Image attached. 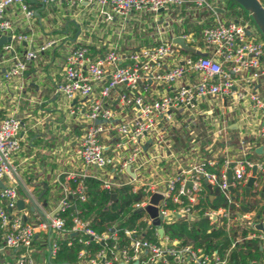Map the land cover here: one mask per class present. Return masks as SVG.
<instances>
[{"label":"built area","instance_id":"1","mask_svg":"<svg viewBox=\"0 0 264 264\" xmlns=\"http://www.w3.org/2000/svg\"><path fill=\"white\" fill-rule=\"evenodd\" d=\"M38 1L93 5L104 22L119 18L120 28L131 13L150 14L154 16L150 28L153 41L123 47L119 43L99 46L78 39L66 51L54 92L61 97L66 118L80 130L65 144L80 164L57 174L60 198L52 208L43 205L12 160L22 148L26 125L16 111L0 118V254L13 251L14 264H36L32 256L35 240L46 246L51 259L60 241L66 240L69 245L71 237L76 236L84 245L90 241L105 245L109 240L113 242L110 249L104 247L89 259L90 264H230V253L246 238H256L264 247V211L256 215L254 209L239 210L254 166L249 197L252 202L264 204V155L247 158V154L255 153V141L264 139V96L254 88L264 76V42L247 34V24L221 20L217 15L213 23L202 28L199 37L176 28L182 18L174 16L175 11L190 5L214 10L207 0ZM11 6H16L27 21L35 16L29 0H0V35L10 37L0 46V64L3 54L14 51V44L31 41L28 34L15 32L6 15ZM160 12L163 17L158 21ZM175 38L183 39L194 51L183 49L173 41ZM198 41L202 52L195 46ZM53 42L48 40L29 49L22 57L10 56L3 78L18 79V88L23 89L28 63ZM210 98L242 103L263 115L255 132L238 137L241 156L233 161L227 158L226 149L233 138L225 128H217L208 143L199 135V118L208 114L201 104ZM218 144L225 148L226 159L217 171H211L209 168L216 165L213 160L219 153ZM206 149L215 156L205 159ZM86 178L98 180L103 189L129 186L132 192L143 194L133 208L144 212L141 220L154 228L158 242L145 237V228H127L123 231L127 244L117 247V229L97 234L79 216L78 209L70 213L71 224L67 226L62 214L74 208L73 199H86ZM208 185L211 189L216 186L228 202V207L203 213L216 228L223 226L228 232L230 242L222 253L178 246L177 240L163 231V222L195 216V205L207 193ZM153 194L161 196L158 204L150 202ZM18 200L23 201L22 208ZM148 205L156 207L159 226L153 224L154 218L146 211ZM257 224L263 229H257ZM84 253L80 250L79 257L83 258Z\"/></svg>","mask_w":264,"mask_h":264},{"label":"crops","instance_id":"2","mask_svg":"<svg viewBox=\"0 0 264 264\" xmlns=\"http://www.w3.org/2000/svg\"><path fill=\"white\" fill-rule=\"evenodd\" d=\"M260 1L264 5V0ZM210 2L214 10L190 5L187 9L181 10L183 11L181 16L180 11H175L174 16L178 13L177 18H182L181 23L177 21L176 28H181L187 21L188 31H192L198 23L202 26L213 23L216 15L221 20L229 21L230 18L223 12V9L218 7L219 0H210ZM29 3L35 12L31 21H27L16 6L9 7L6 12L15 27V32L28 34L31 41L16 43L13 52L2 55L0 118L16 111L26 125L22 148L13 156L12 160H15L20 167L25 183L33 185L43 205L52 208L60 198L59 188L56 184L57 174L80 164L79 160H75L65 146L75 134L80 133V130L73 121L66 118L61 97L54 92V83L59 78L66 51L78 39L99 46L119 43L120 46L129 47L137 42L143 45L149 44L151 39L153 41V38H150V28L154 16L131 13L120 28L121 26L119 27L117 24L119 18L115 17L110 23L104 22L99 10L86 3L58 1L52 4H43L38 0H29ZM241 11L245 19L249 20V13L242 8ZM162 17L163 12H160L157 20L160 21ZM234 21L243 24L241 20L235 19ZM254 32L260 34L256 24L255 27L248 26L247 34L264 42L262 34L260 36L263 39L255 36ZM196 37L199 36L196 35ZM48 40H53V44L28 63L22 80L23 89L18 88V79L5 80L3 78V72L10 65V56L22 57L27 50L36 49ZM195 46L197 50L200 48L198 51L202 52L201 41L196 42ZM254 88L264 96V76L254 84ZM219 103H223L224 107H221ZM201 107L208 110V114L201 115L197 124L202 140L210 142L217 128H225L233 138L227 144L226 149L229 151L227 158L233 161L240 157L241 154L238 152L236 144L238 137L244 133L255 132L262 122L263 115L250 110L242 103L229 99L220 102V100L210 98L203 102ZM218 145L219 153L213 161L222 166L226 159L225 148L221 144ZM255 145V153L247 154V156L253 159L263 157L264 139H257ZM204 156L205 159L212 158L215 153L206 149ZM262 189L264 194V185ZM259 225L261 224H257V229L262 230V226L259 227ZM260 248L264 249L261 244ZM45 250L46 246L42 245L40 240L34 241L32 256L36 264H51ZM14 255L13 251L5 250L0 254V264L9 261L14 263ZM253 261H255L254 264H264V258L262 260L253 259ZM76 264H90V261L80 258Z\"/></svg>","mask_w":264,"mask_h":264},{"label":"trees","instance_id":"3","mask_svg":"<svg viewBox=\"0 0 264 264\" xmlns=\"http://www.w3.org/2000/svg\"><path fill=\"white\" fill-rule=\"evenodd\" d=\"M218 7L223 9V12L230 18L229 21L233 19L243 21L245 19L241 11L242 7L234 0H219ZM179 13L180 16L183 15V11ZM184 23L180 29L188 32L189 24L187 21ZM203 27L205 26L198 23L192 32L198 36ZM220 167L219 163L214 167H210L209 170L217 171ZM84 183L87 186L86 199L84 201L73 199L74 208L71 207L62 214L67 219V226L71 224L70 213L78 209L80 211L79 216L87 221L88 226L97 234L107 232L112 227L117 229V247L127 244V237L123 232L127 228H145V237L150 241L158 242V237L154 234V228L149 227L141 220L145 215L144 212L133 208V204L141 200L143 194L132 192L129 186L118 187L112 191L103 189L100 187V182L93 178H86ZM205 189L207 193L205 192L199 203L195 205V216L189 219L180 218L171 223L163 222V231L169 238L176 239L178 246L190 245L194 249L203 248L207 253L214 250L222 253V250L227 248L230 242L228 232L223 226L216 228L203 213L207 209L228 207V202L216 186L212 188V193L209 192L208 187ZM113 193L116 194L115 199H112ZM210 194H212V197H210ZM236 197L238 198V196ZM253 209L257 215H260L264 211V204L252 202L251 197L248 196L246 198L243 192L239 210L245 212ZM242 234L245 236L246 230ZM71 239L72 241L69 245L66 240L60 241L59 250L55 257L50 259L51 264H76L80 260L78 255L80 250H85L83 258L89 260L95 258L99 250L104 247L110 249L113 244L109 240L106 245L97 241H90L89 244L84 245L78 242L76 236H72ZM230 258V264H249L248 262L253 259L262 260L264 258V249L260 248L257 239L246 238L242 242L237 243L235 250L230 253ZM2 264L14 263L9 261Z\"/></svg>","mask_w":264,"mask_h":264},{"label":"water","instance_id":"4","mask_svg":"<svg viewBox=\"0 0 264 264\" xmlns=\"http://www.w3.org/2000/svg\"><path fill=\"white\" fill-rule=\"evenodd\" d=\"M236 3H238L243 9H245L249 15L251 16L252 20L254 21V23L256 24V26L258 27L259 31L261 32L262 36L264 37V7L262 6L261 2L259 0H234ZM6 40H10V37L5 38L4 36L0 35V46L5 43ZM175 43L179 44L183 49L193 52V48L189 47L186 45L185 41L181 38H175L173 40ZM256 171V167L254 166L252 168V174L254 175ZM250 176L246 187H245V196L246 198L249 196L250 191H251V186L253 184L254 181V176ZM228 176L230 178L231 176V171L228 170ZM0 186H3L2 182H0ZM208 187L210 188V192L212 193V189L211 187L208 185ZM116 194L113 193L112 194V199H115ZM161 196L158 194H153L151 196L150 202L152 204H158L160 202ZM17 205L19 208L23 207V201L22 200H18ZM146 211L148 212V214L154 218L153 220V224L159 226L160 225V220L156 217L157 214V209L154 205H148L146 207ZM261 225H259L260 227ZM162 229L159 230V233L162 235Z\"/></svg>","mask_w":264,"mask_h":264},{"label":"rangeland","instance_id":"5","mask_svg":"<svg viewBox=\"0 0 264 264\" xmlns=\"http://www.w3.org/2000/svg\"><path fill=\"white\" fill-rule=\"evenodd\" d=\"M207 1H210V0H207ZM243 9V8H242ZM245 10V9H244ZM246 11V10H245ZM247 12V11H246ZM250 16V15H249ZM248 16V19L249 20H247V19H244L243 21H242V23L243 24H248V26L249 27H251V26H254L255 27V23H254V21L252 20V18H251V16L249 17ZM260 34H261V32H260ZM260 34H259V32H254V35L255 36H257L258 38L260 37V38H262L263 39V37L262 36H260ZM250 156H247V158H249ZM263 185H264V182H263ZM45 252H46V255H49V250L46 248V250H45ZM40 264H45V263H40Z\"/></svg>","mask_w":264,"mask_h":264}]
</instances>
